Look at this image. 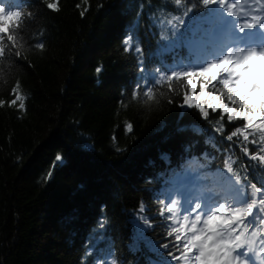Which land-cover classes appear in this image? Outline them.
<instances>
[{
    "label": "trees",
    "instance_id": "1",
    "mask_svg": "<svg viewBox=\"0 0 264 264\" xmlns=\"http://www.w3.org/2000/svg\"><path fill=\"white\" fill-rule=\"evenodd\" d=\"M20 2L25 15L9 29L17 46L6 36L0 45V264H110L113 258L117 264H149L154 253L129 247L130 221L144 216L151 224L145 234L158 244L169 242L161 201L166 204L193 172L205 178V187L216 181L228 157L243 182L264 191V166L241 150L255 154L264 146L258 131L248 129L227 141L244 121L228 122L226 114L221 121L220 110L211 109L205 120L194 108L182 109L183 92L189 90L184 81L174 80L172 92L165 82L151 101L142 94L147 84L138 59L146 69L163 72L152 55L161 21L169 13L183 18L170 0ZM49 3H57L58 10ZM193 3L189 18L207 11L199 0H187L183 9ZM138 15L139 54L135 43L129 51L123 44ZM185 56V49L176 50V60ZM167 60L172 63V57ZM199 90L197 83L192 94ZM17 95L22 99L12 104ZM185 112L181 123L202 126L200 136L175 132L178 114ZM221 124L223 133H215ZM102 219L106 224L100 229ZM160 251L167 257L168 250Z\"/></svg>",
    "mask_w": 264,
    "mask_h": 264
},
{
    "label": "snow or ice",
    "instance_id": "2",
    "mask_svg": "<svg viewBox=\"0 0 264 264\" xmlns=\"http://www.w3.org/2000/svg\"><path fill=\"white\" fill-rule=\"evenodd\" d=\"M170 2L183 11V18L169 13L161 21L158 47L152 55L163 66V72L160 67L146 69L143 59H138L139 71L144 74L141 79L147 84L143 96L149 101L154 100V89L157 87L167 82L168 91L172 92L174 80L184 81L189 90L183 92L182 109L194 108L205 120L209 115L208 109H211L213 112L220 110L221 121L225 114L228 122L244 121L243 127H237L225 137L227 141H232L233 137L248 129L258 131L260 140L264 141V12L259 15L242 14L234 11L237 8L235 2L226 4V0H199L200 6L207 11L189 18V13L197 7L196 3L184 10L183 5L187 0ZM23 7L26 5L20 0L15 3L0 0V45L6 36L13 48L17 46V37L9 33L12 27L10 22L18 26L25 15L22 13ZM47 7L58 10L57 3H49ZM261 8L264 9V4H261ZM185 18H188L186 27ZM138 31L139 15L126 28L123 39L126 51L133 50L135 43L134 50L142 53L138 39L134 40V37H138ZM36 47L42 49L44 45L39 43ZM177 49H185L186 56L176 60ZM3 54L4 47L0 46V57ZM15 55L19 56V51ZM168 57H172L171 64ZM255 61L260 62L259 69ZM194 80L200 85L199 93L195 96L192 94L196 88ZM206 86H211L214 91L206 92ZM140 87L138 84L137 89ZM139 94L134 91V95ZM21 99L17 95L11 103L16 104ZM168 102L171 103V100ZM19 107L23 109L24 104L20 103ZM187 114H178L175 132L200 136L202 126L181 123ZM127 129L131 131L132 125L128 124ZM223 131L222 124L214 129L215 133L222 134ZM250 134L243 135L244 142H249ZM251 143L255 144L256 140L253 139ZM241 150L251 161H258L264 166V155L260 154L264 152V146H260L255 154H249L247 147ZM56 159L60 161L61 157L57 156ZM161 160L167 162V154H163ZM232 164L228 157L224 168L218 170L216 188H206L201 183L204 177H184L189 195L183 200L169 197L166 204L161 201L159 215L167 221L166 236L171 238L169 242L158 244L150 239L145 233L151 224L144 216L137 215L130 221L132 243L129 247L140 250L143 246L146 253H154L156 259L149 264H173V261L177 264H264V191L255 183L243 182ZM140 211H144L143 205ZM105 224L106 220L102 219L99 228L103 229ZM102 236L103 233L100 238ZM170 244L172 247L169 250ZM161 248L168 250L167 257H171V260L160 251ZM175 252L180 254L175 255ZM97 264L109 262L98 260ZM110 264H117V261L113 258Z\"/></svg>",
    "mask_w": 264,
    "mask_h": 264
},
{
    "label": "rangeland",
    "instance_id": "3",
    "mask_svg": "<svg viewBox=\"0 0 264 264\" xmlns=\"http://www.w3.org/2000/svg\"><path fill=\"white\" fill-rule=\"evenodd\" d=\"M259 4H260V6H261V4H264V1L263 0H260V2H259ZM241 7L242 8H244V6H243V3L241 2ZM244 9H246V10H249V7L245 4V8ZM261 10V12H263V10L264 9H260ZM261 12L259 13V14H261ZM257 15H259L258 13H256ZM229 19H231L232 17H228ZM258 64H259V66H260V62L258 61ZM193 83H196V85H197V82L194 80L193 81ZM210 87L211 86H206V88H205V91L206 92H208V93H211L212 91H214L213 89H210ZM199 92H197V94H198ZM226 102V101H225ZM206 106V105H205ZM231 106V105H230ZM256 119H258L259 120V117L258 118H256ZM175 169V168H174ZM176 170V169H175ZM189 198H191V197H189Z\"/></svg>",
    "mask_w": 264,
    "mask_h": 264
}]
</instances>
